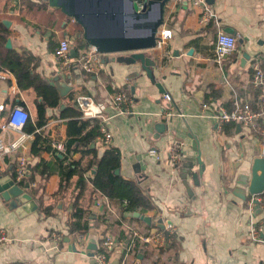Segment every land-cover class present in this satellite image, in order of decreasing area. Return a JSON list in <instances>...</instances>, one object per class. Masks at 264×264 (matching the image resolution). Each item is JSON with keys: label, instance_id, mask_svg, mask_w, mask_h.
I'll use <instances>...</instances> for the list:
<instances>
[{"label": "crops", "instance_id": "0c3cea01", "mask_svg": "<svg viewBox=\"0 0 264 264\" xmlns=\"http://www.w3.org/2000/svg\"><path fill=\"white\" fill-rule=\"evenodd\" d=\"M61 2L84 16L86 27L68 15ZM185 5L177 0L167 3L161 29L172 30L173 38L148 51L156 63L157 82L172 97L168 104L141 65L128 62L132 53L106 54L104 66L96 74L86 73L76 63L66 68L54 56L63 40L71 46L73 61L94 48L86 41V28L93 36L134 30L129 8L122 0H0V21L9 23L4 25L11 48L7 44L6 48L26 59L30 79L38 77L55 88L59 79L72 87L65 97L58 92L59 107L48 109L45 126L32 133L42 99L35 88L22 89L11 70H0L3 117L20 106L30 114L32 124L25 128L27 137L18 148L0 158V173L13 178L23 157L32 174L40 163L52 171L47 180L36 173L35 187L26 190L33 198L28 204L14 205L0 196V264H94L96 258L90 257L89 247L92 243L97 246L96 257L107 237L116 242L108 264H122L125 259L127 264H264V194L254 214L249 212L253 197L243 200L234 194L239 175L255 159L264 158V119L259 130H252L220 123L213 118V109H203L207 102L228 110H233L236 100L253 106L258 103V90L251 82L255 62L264 70V0H215L208 5L216 20L206 27L200 24L201 9ZM219 32L239 40L236 53L222 63L215 52ZM245 54L250 59L242 63ZM119 93L133 100L129 113L120 112L113 104ZM79 97L105 105L104 125L113 136L110 144H102L100 134L89 148L77 144L74 151H67L70 115L62 116L79 111ZM165 108L171 114L167 121L162 119ZM158 124L166 126L160 138L156 136ZM3 125L0 122L3 144L19 142L21 135L3 130ZM35 134L42 140L40 146L49 148L39 155L32 153ZM176 142L185 144L180 169L170 163ZM56 143L64 144L66 152L60 153ZM88 149L92 152L87 153ZM107 150L118 155L123 179L141 186L147 178L152 180L146 188L142 186L151 196L152 207L136 212L151 218V225L136 213H124L126 202L109 200L95 190L96 168ZM150 150H156L159 159L150 156ZM77 161L81 170L92 167L84 174L86 187L79 199L92 221L90 232L82 234L85 241L79 234H70L69 227L80 192V175L59 192L62 166ZM47 211L51 215L45 216ZM160 220L165 229L157 226ZM252 220L263 226L260 243L249 237ZM136 233L150 237L151 242L146 244L148 251L134 257L128 245ZM54 234L62 237L60 242L52 239Z\"/></svg>", "mask_w": 264, "mask_h": 264}, {"label": "built area", "instance_id": "2783aa9c", "mask_svg": "<svg viewBox=\"0 0 264 264\" xmlns=\"http://www.w3.org/2000/svg\"><path fill=\"white\" fill-rule=\"evenodd\" d=\"M149 0H135L139 11H142ZM179 3L186 4L190 9H201L202 15L200 24L202 27L208 26L212 21L216 20V15L207 4V0H177ZM157 48L162 47L168 41L173 38V32L170 29H160L157 34ZM239 48V40L232 35L224 32H219L216 40V58L218 63H222L227 57L232 56L236 53ZM71 46L67 40L60 42L58 48L54 52V56L64 67L71 68L73 63L78 64L83 71L88 74H96L102 70L104 66V54L99 53L95 48H91L83 51L81 54L76 56L75 60H71L70 57ZM253 77L252 85L259 91V101L253 106L249 102L241 103L235 101L233 110H228L222 105H214L204 103L203 109H213V118L218 120L220 123H234L244 126L247 129L259 130L260 122L264 119V70L261 67L260 62H255L253 65ZM163 100L168 104L172 103V97L169 94L163 93ZM113 104L116 108L123 113H129L128 107L133 104V100L125 93H119L113 98ZM77 106L79 111L82 113L84 119H93L101 121L100 134L98 140L102 144H110L113 136L104 125L107 121L105 116V105L96 104L93 100L87 97H79L77 99ZM5 106L0 105V122L3 121V130H10L21 135V141L16 142L10 146H5L0 139V158L12 151H15L20 143L27 137L25 134V127L30 119V114L20 106L13 107L7 111L6 116L3 117ZM163 120L167 121L171 117V114L165 108L163 110ZM264 133V130L262 131ZM185 144L183 142H176L171 148L170 163L174 168L180 169L183 166V149ZM55 148L60 153L66 152V147L62 143H56ZM150 156H154L159 159L156 150H150ZM28 167L27 159L21 158L18 163L16 184L24 182L27 178ZM260 196L253 197L249 205V212L254 214L256 202L262 201ZM172 228V226H169ZM263 226L256 224L253 220L250 222L249 237L253 243L262 242ZM81 241H85V235H79ZM52 239L56 242H60L62 237L58 234H54ZM135 241H139L144 244L151 242L150 237H143L139 234H135ZM162 240V237L160 238ZM116 246L115 239L107 237L101 244V248L96 254V260L99 264H108V254H110ZM122 264H127V260H123Z\"/></svg>", "mask_w": 264, "mask_h": 264}, {"label": "trees", "instance_id": "16d2710c", "mask_svg": "<svg viewBox=\"0 0 264 264\" xmlns=\"http://www.w3.org/2000/svg\"><path fill=\"white\" fill-rule=\"evenodd\" d=\"M135 1V0H134ZM46 9V8H44ZM9 32L6 29L3 22L0 21V70L9 69L18 78L19 85L22 89L35 88L39 97L42 99L39 104L38 110V122L35 128H31L29 132L35 133L36 128H42L47 123V111L48 109H54L59 107L60 96L57 89L48 84L46 81L33 77L30 79V68L26 59L17 55L14 51L8 50L6 44L8 41ZM29 77V78H28ZM259 94V91H258ZM208 103V102H207ZM210 104V103H208ZM70 115V116H69ZM69 116L68 122V138L67 151H74V147L77 144H82L86 148H89L93 144L97 137L100 135L99 120L83 119L80 111H74L71 114H63V118ZM101 124V123H100ZM32 126L30 120L27 122L26 127ZM25 127V128H26ZM36 135V139L33 145L32 153L39 155L42 151L49 148H42L41 138ZM92 152V150L87 151ZM80 162H68L62 166L61 171V183L59 192L61 193L66 189L68 183L76 176L80 175V181L78 184L79 194L74 200V210L71 216V222L69 224L70 234H87L91 230L92 221L86 216V212L81 209L79 205V199L86 187V179L84 174L89 171L81 170ZM120 168V160L118 155L112 151L107 150L101 159L99 165L96 168L94 176V187L97 192L102 196H105L109 200H116L122 203H127L122 209L124 213H136L143 209H150L152 207V199L148 191L142 188L141 183L135 181H129L123 179L120 175H116V171ZM93 170V169H92ZM40 172L44 179L47 180L52 174L49 166H45L40 163L35 167L34 173L30 178H26L24 182L20 183V186L24 187L27 183H30L32 187H35V175ZM16 173L13 174V178L16 179ZM41 189V188H40ZM34 194V190H32ZM44 213V212H43ZM51 215L49 211L45 213V216ZM129 248L135 253L134 257L142 251H148L146 244H142L135 239L129 242Z\"/></svg>", "mask_w": 264, "mask_h": 264}, {"label": "water", "instance_id": "95a60500", "mask_svg": "<svg viewBox=\"0 0 264 264\" xmlns=\"http://www.w3.org/2000/svg\"><path fill=\"white\" fill-rule=\"evenodd\" d=\"M127 4L129 8V17L133 22V29L130 31L118 33L115 35H103V36H93L86 28V41L87 43L94 47L101 54H117V53H132L128 58L129 63L141 65V68L147 74V77L151 80L152 84L157 86L162 93H165L163 86L157 82V78L154 74V69L156 63L149 57L148 51L157 48V34L161 27L165 23V8L170 0H149L144 9L139 11V8L134 0H122ZM215 0H207V4H214ZM61 6L63 10L68 14L73 16L77 22L86 27L85 17L81 14L75 13L71 7L63 4ZM4 24H9L5 22ZM229 33H233L231 30H227ZM7 48H11V41L7 43ZM250 59L249 54H245L242 63H246ZM56 88L61 97H65L68 92L72 89L65 82L57 79ZM166 131V126L164 124H158L156 127V136L161 137ZM195 145V143H194ZM116 175L120 174L117 170ZM32 175V168L28 167L27 178ZM196 177V175L194 176ZM151 179L147 178L143 183V187H147L151 183ZM184 184L188 190V193L192 195V190L187 180ZM30 188V183H27L25 189L18 184L10 176H3L0 173V196L6 202H11L14 205L28 204L33 201L32 196H30L26 190ZM234 194L243 199L247 200L249 196L256 197L264 194V158L255 159L250 165L248 170L240 174L236 180L235 192ZM257 209L260 208L256 202ZM136 217L141 218L144 222L151 225L152 219L148 217H142L139 213L135 214ZM163 220L159 221L157 225L160 229H165L163 226ZM157 233V230L154 234ZM91 250L90 257L95 258L94 251L97 250V246L92 243L89 247ZM142 258V256H140ZM94 264L98 262L94 261Z\"/></svg>", "mask_w": 264, "mask_h": 264}]
</instances>
